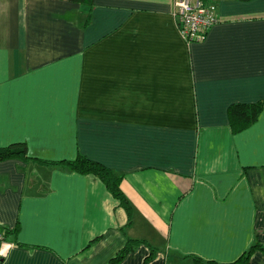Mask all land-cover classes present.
<instances>
[{
  "label": "crops",
  "instance_id": "1",
  "mask_svg": "<svg viewBox=\"0 0 264 264\" xmlns=\"http://www.w3.org/2000/svg\"><path fill=\"white\" fill-rule=\"evenodd\" d=\"M209 1L218 22L188 44L174 0H0V148L31 158L0 162V264H110L129 239L119 264L264 247V104L240 132L228 116L264 103V0ZM80 155L122 176L131 219L97 176L41 163Z\"/></svg>",
  "mask_w": 264,
  "mask_h": 264
},
{
  "label": "trees",
  "instance_id": "2",
  "mask_svg": "<svg viewBox=\"0 0 264 264\" xmlns=\"http://www.w3.org/2000/svg\"><path fill=\"white\" fill-rule=\"evenodd\" d=\"M74 4H80L85 6L88 11H91L94 6V0H64ZM244 2L252 0H241ZM263 102L256 104H237L232 105L228 110V116L232 129L235 132H240L250 125H252L260 115L263 109ZM11 159H20L23 161H30L28 155L27 146L25 144H14L6 148H0V162L11 160ZM43 164L51 166H66L71 171L78 172L80 174H92L97 176L106 186L107 190L112 194V196L119 201L120 205L126 210L129 219L132 217V206L123 193L121 189L122 176L116 173L115 171L109 169L108 167L92 161L85 156H78L76 160L71 162H60V163H49L41 162ZM0 233L3 234L4 241L14 233V230L0 226ZM144 244V241H137L129 239L127 245L117 254V256L112 259L110 264H119L125 256L133 251L136 246ZM260 250L264 252V247L260 244H254L242 257H240L236 262L231 264H249L252 254ZM155 251L151 250V255L146 260L153 259V254ZM197 264H218L212 261H203L201 259L195 258Z\"/></svg>",
  "mask_w": 264,
  "mask_h": 264
},
{
  "label": "built area",
  "instance_id": "3",
  "mask_svg": "<svg viewBox=\"0 0 264 264\" xmlns=\"http://www.w3.org/2000/svg\"><path fill=\"white\" fill-rule=\"evenodd\" d=\"M173 14L188 44L204 42L209 30L218 22L217 6L209 0H174ZM4 243L0 233V258L5 253Z\"/></svg>",
  "mask_w": 264,
  "mask_h": 264
}]
</instances>
